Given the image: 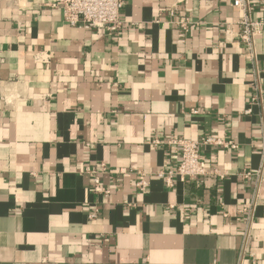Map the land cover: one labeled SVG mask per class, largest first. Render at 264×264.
<instances>
[{
	"label": "crops",
	"instance_id": "1",
	"mask_svg": "<svg viewBox=\"0 0 264 264\" xmlns=\"http://www.w3.org/2000/svg\"><path fill=\"white\" fill-rule=\"evenodd\" d=\"M47 1L0 0V264H264V172L248 242L240 212L241 173L264 169V102L245 112L264 31L254 65L233 0H124L119 31ZM203 135L238 144L202 148L224 177L169 185L179 150L152 139Z\"/></svg>",
	"mask_w": 264,
	"mask_h": 264
},
{
	"label": "built area",
	"instance_id": "2",
	"mask_svg": "<svg viewBox=\"0 0 264 264\" xmlns=\"http://www.w3.org/2000/svg\"><path fill=\"white\" fill-rule=\"evenodd\" d=\"M47 5L54 8H60L63 11L64 20L76 27L82 28H103L109 31H119L124 22L121 19V10L124 6V0H48ZM233 6L243 12L240 21L241 30L239 32L240 41L247 48L249 59L256 65L257 51L256 40L264 31V18L254 16V4L252 0H233ZM185 27V23L182 24ZM263 89L260 81L254 85L250 99V107L246 113L253 111V105H263ZM196 112V111H195ZM155 146L166 144L175 146L180 153V159L173 169L160 171L158 175L163 177L169 185L173 184L176 177L183 180L203 181L207 176L214 174L224 177V174L217 168L209 169L206 155L202 152L203 147L221 146L225 148L237 149L238 144L232 140H225L221 137L212 135H203L198 139H187L184 137L170 136L166 138L154 137L151 141ZM261 150L264 155V139L262 140ZM107 166L103 163L101 171H106ZM264 169L256 172L244 170L241 173L244 179H256L254 193L249 203L241 208L242 233L244 241L250 239V230L254 220L257 198L260 191ZM95 190L100 193L109 194L110 190L102 187L98 176L94 178ZM149 186L148 173L139 171L135 182V188L138 192L145 191ZM227 215V214H225ZM241 264V263H239Z\"/></svg>",
	"mask_w": 264,
	"mask_h": 264
}]
</instances>
